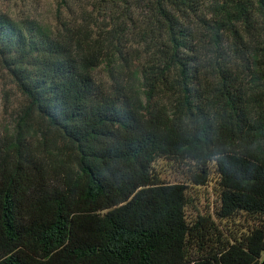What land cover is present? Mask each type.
<instances>
[{
	"label": "trees",
	"instance_id": "obj_1",
	"mask_svg": "<svg viewBox=\"0 0 264 264\" xmlns=\"http://www.w3.org/2000/svg\"><path fill=\"white\" fill-rule=\"evenodd\" d=\"M92 7L98 31L0 10V64L25 98L0 147V264H260L264 0ZM161 157L196 185L214 164L218 207L189 218V184L163 181Z\"/></svg>",
	"mask_w": 264,
	"mask_h": 264
},
{
	"label": "rangeland",
	"instance_id": "obj_2",
	"mask_svg": "<svg viewBox=\"0 0 264 264\" xmlns=\"http://www.w3.org/2000/svg\"><path fill=\"white\" fill-rule=\"evenodd\" d=\"M92 2L93 0H0V10L8 13L14 19L33 18L52 28L60 26L59 20H71V22L78 20L86 27H94V31H98V26H103L106 22L102 21L103 15L101 18L97 17L96 12L93 10ZM200 2L204 6H208L209 9L211 0H200ZM140 11V8L137 9V12ZM86 12L91 14L94 12L92 14L93 21L91 20L93 22L92 25L88 22L90 19L87 17ZM140 17L141 15L139 14L135 15L137 20ZM137 31L138 28L134 29L131 27V32L128 35V45L131 51L137 48L142 49L139 51L142 52V58L140 57L141 54L138 56L134 52V56L138 57L135 58V62L140 64L146 61L148 48H146V41L140 37ZM95 74L97 79L107 80L108 78L103 65L96 70ZM24 103V96L18 90L7 70L0 64V147L7 134L13 132L18 120V113ZM154 167L163 181L186 182L189 184V193L194 199L193 203L187 208L189 218L195 217L198 213L213 212L218 207L219 179L214 164H211L210 180L206 185L193 184L188 166L178 160L161 157L157 159ZM242 222L243 219H239L236 223L220 221L222 226L233 230L237 229L239 232L244 230ZM249 224L251 225L252 222Z\"/></svg>",
	"mask_w": 264,
	"mask_h": 264
},
{
	"label": "water",
	"instance_id": "obj_3",
	"mask_svg": "<svg viewBox=\"0 0 264 264\" xmlns=\"http://www.w3.org/2000/svg\"><path fill=\"white\" fill-rule=\"evenodd\" d=\"M260 264H264V258L262 259L261 263Z\"/></svg>",
	"mask_w": 264,
	"mask_h": 264
}]
</instances>
